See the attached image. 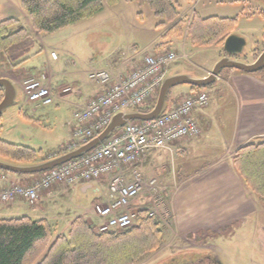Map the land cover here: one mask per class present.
Here are the masks:
<instances>
[{"label": "rangeland", "instance_id": "1", "mask_svg": "<svg viewBox=\"0 0 264 264\" xmlns=\"http://www.w3.org/2000/svg\"><path fill=\"white\" fill-rule=\"evenodd\" d=\"M176 1L179 10L192 8L203 18L238 16L234 33L243 36L247 41L243 53L236 56L238 60L252 61L255 58V55H252L253 50L256 49V53H260L264 49V0ZM9 15L17 17L20 24L28 28V14L23 9L21 0H0V22ZM186 16L188 17L187 14ZM162 20L147 1L117 0L115 3L106 2L102 12L51 33L32 31L28 28L29 37L14 43L7 51L0 50V77L12 79L17 88L16 103L5 109L0 117V137L9 142L31 146L38 151L37 160L23 162L26 164L39 163L49 156L54 157L74 147L71 141L72 128L76 124L73 113L81 96L73 92L62 95V89L76 85L77 88L83 89L84 93H91L97 84L89 78V71L115 67L122 59L132 55L136 48L142 49V55L149 53L150 46L145 45L151 37L163 31L164 28L157 26ZM177 37L180 38L179 42L184 44V49L193 63L179 61L171 67L168 76L178 71L195 77L205 76L207 72L204 69L212 70L224 54V42L199 47L193 45L186 34L182 38ZM178 47L182 49L183 45ZM53 53H56L57 58L53 57ZM7 58H17L16 62L20 63L13 68L8 66ZM221 75L230 81L235 93L220 81L206 87L176 85L169 91L166 111L172 109L175 103L189 92L205 91L213 94L218 89V95L220 92H226L229 102H225L223 106V101H214L212 108L218 107L220 113L229 116V119L223 120L228 127L237 128L240 125V111L243 112L241 127L245 126L246 120L255 109L264 112V105L261 103V100H264V88L258 85L259 81L264 84V70L247 73L228 68L223 70ZM43 76H46L44 82L48 81L47 78L50 79V86L54 90L53 103L37 105L35 102H28L23 81L33 77L43 79ZM246 85L248 88H245ZM156 101L153 98L144 107L151 106ZM253 123L261 125L258 122ZM0 159L17 162L2 156ZM3 172L24 180L41 174H17L0 169V174ZM258 202L264 209V201L259 199ZM83 204L88 207L84 211H91L90 201ZM156 217L164 225L162 240L158 248L140 264H209L207 261L203 262L207 248L202 245V241H196L194 238L182 239L183 234L168 230L164 217L159 213H156ZM69 229L56 237L53 235V241L60 236H68ZM212 235L214 238L208 241L213 245L210 253H215L221 264H264V213L259 215V222L256 224L252 220L239 221L227 231L219 230Z\"/></svg>", "mask_w": 264, "mask_h": 264}, {"label": "crops", "instance_id": "2", "mask_svg": "<svg viewBox=\"0 0 264 264\" xmlns=\"http://www.w3.org/2000/svg\"><path fill=\"white\" fill-rule=\"evenodd\" d=\"M237 1L240 2V0ZM180 12L185 17L187 14L188 18H191L193 13L192 8L186 11L180 10ZM189 12L191 15L188 14ZM10 18L19 20L14 15H9L2 21ZM28 22V28L34 31L29 16ZM162 28H164L163 31L151 37L145 45V47L150 46L149 53L142 55V49L136 48L132 55L122 59L117 66L100 69H109L114 74L126 76L143 65L146 55L176 49L180 44L183 45L177 36H165L168 28ZM93 70L98 69L91 71ZM45 77L36 78L50 85V79L47 78V82L43 81ZM220 82L225 83L235 93L229 80ZM258 85L264 88V84L260 81ZM72 88L71 92L81 96L78 98L75 109L77 110L84 107L91 98L102 94L107 86L97 84L91 93L87 91L84 93L85 91L80 87L77 88L76 85ZM245 88L248 86L246 85ZM218 91L217 89L210 94L211 102L208 107L194 112L202 129L198 137L177 141L173 151L152 149L136 166L144 177L156 178L161 186L159 192L152 195L145 194V203L141 208L156 209L160 216L164 217L168 230L183 234L182 239L194 238L196 241H202V245L207 248L204 256L211 255L210 252L213 250V245L208 242L214 238L213 232L227 231L230 226L239 221L252 220L256 224L259 222V215L264 213V209L258 202L262 198L247 185L234 160L235 152L241 146L254 141L259 136H264V112L261 109H255L246 120L245 126L241 127L240 120L243 118V112L240 111L238 120L240 125L237 128L228 127L223 120L229 119V116L226 113H220L218 107L212 108L214 101H223V106L225 102H229L226 92H220L218 95ZM261 103L264 105L263 99ZM219 106H221L220 103ZM236 120L237 112L235 122ZM50 158L53 157L49 156L48 159ZM1 175L2 173L0 174V191L9 182L31 185L40 177L37 175L24 180L6 174L7 177L4 180ZM88 201L92 206L95 203L111 202L107 178L79 184L68 192L62 185H53L52 188L41 193L36 205H31L22 197L8 204L0 201V218L27 215L33 219H47L52 224L54 237H56L67 231L78 217L87 214L84 210L88 207H85L83 202Z\"/></svg>", "mask_w": 264, "mask_h": 264}, {"label": "built area", "instance_id": "3", "mask_svg": "<svg viewBox=\"0 0 264 264\" xmlns=\"http://www.w3.org/2000/svg\"><path fill=\"white\" fill-rule=\"evenodd\" d=\"M53 57L57 58L56 53H53ZM179 61H190L184 47L147 55L143 65L126 76L114 74L109 69L89 72L92 81L107 88L102 94L91 98L84 107L74 111L76 124L71 140L74 147L69 150L97 135L116 113L143 108L152 101L171 67ZM218 79L222 80V77ZM22 85L28 102L37 105L53 103L52 88L41 80L30 78L24 80ZM72 90L67 86L63 88V93ZM210 101L207 92L190 93L157 119L131 121L85 155L44 172L33 184L9 182L0 191V201L13 203L22 197L33 205L39 201L44 190H49L55 184L62 185L68 192L79 184L107 178L111 202L95 203L91 211H86L84 215L97 220V232L137 226V208L144 205L145 194L152 195L161 189L158 180L144 177L137 164L152 149L173 151L177 141L198 137L202 129L194 112L208 107ZM6 177L1 176L4 180ZM156 212L151 211L150 214L155 215Z\"/></svg>", "mask_w": 264, "mask_h": 264}, {"label": "trees", "instance_id": "4", "mask_svg": "<svg viewBox=\"0 0 264 264\" xmlns=\"http://www.w3.org/2000/svg\"><path fill=\"white\" fill-rule=\"evenodd\" d=\"M105 1L117 0H21V4L36 31L51 33L102 12ZM128 1L149 2L155 14L163 18L157 26L168 28L165 36L182 37L186 33L192 44L199 47L223 43L238 24V16L203 18L196 10L191 18L182 16L176 0ZM29 36L28 28L15 18L0 22L2 51ZM17 58H7L8 66L17 67ZM3 96L0 88V102ZM154 105L137 110L147 112ZM0 156L17 162H35L38 151L0 137ZM234 160L247 185L264 201V136L241 146ZM138 220V226L125 230L97 232L89 220L78 217L68 236L53 241V226L47 219L27 215L0 218V264H140L158 248L164 225L147 210L139 212Z\"/></svg>", "mask_w": 264, "mask_h": 264}, {"label": "water", "instance_id": "5", "mask_svg": "<svg viewBox=\"0 0 264 264\" xmlns=\"http://www.w3.org/2000/svg\"><path fill=\"white\" fill-rule=\"evenodd\" d=\"M246 39L236 33L229 34L223 45L225 55L215 64L211 73L207 77L191 76L182 74L179 71L171 76H167L160 88L155 106L147 112L140 110L121 111L116 113L108 125L99 134L81 146L63 153L54 158L41 161L39 163L9 162L0 159V169L17 173H42L49 169L60 166L72 159L78 158L91 151L96 146L106 141L118 129L124 127L130 121L153 120L160 117L167 110V98L172 87L180 84H188L193 87H206L215 83L216 77L223 69L236 68L247 73H256L264 69V51L254 62H244L237 57L243 53L246 46ZM0 88L4 90L3 99L0 102V117L5 109L16 103L17 88L15 83L8 77H0Z\"/></svg>", "mask_w": 264, "mask_h": 264}, {"label": "flooded vegetation", "instance_id": "6", "mask_svg": "<svg viewBox=\"0 0 264 264\" xmlns=\"http://www.w3.org/2000/svg\"><path fill=\"white\" fill-rule=\"evenodd\" d=\"M262 52L260 53H256V49L253 50V54L252 55H255V58L252 60V61H255L259 55L261 54ZM257 54V55H256ZM225 55V53L222 55V57ZM233 57H236V56H233ZM248 62H251V61H248ZM203 262L207 261L209 264H221L219 262V259L217 258L216 254H211L209 256H204L203 257ZM202 261V260H201Z\"/></svg>", "mask_w": 264, "mask_h": 264}]
</instances>
